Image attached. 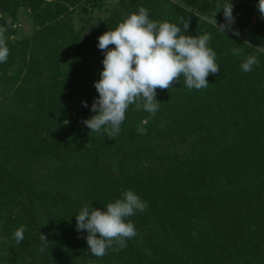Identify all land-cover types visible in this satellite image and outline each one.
Here are the masks:
<instances>
[{"label":"trees","instance_id":"obj_1","mask_svg":"<svg viewBox=\"0 0 264 264\" xmlns=\"http://www.w3.org/2000/svg\"><path fill=\"white\" fill-rule=\"evenodd\" d=\"M80 1L0 0L7 38L19 8L29 10L36 29L30 39H7L9 56L0 64V264H264V53L216 29L212 16L226 0H116L112 14L84 36L56 24ZM230 2L232 16L256 9V0ZM141 6L150 19L177 24L182 35L209 34L219 70L206 77L207 88L189 90L180 77L170 89H156L154 116L130 105L116 135L90 133L81 121L95 113L81 101L90 107L98 95L97 37ZM213 18L225 22L222 10ZM257 30L264 42V19ZM249 55L257 63L243 72ZM167 141L189 154L161 151ZM111 156L118 174L102 169ZM163 162L158 177L150 166ZM131 164L137 169L130 174ZM42 167L54 173L57 188L37 178L46 177L37 175ZM149 182L158 183L154 195L163 207L126 218L136 236L91 256L74 215L87 205L102 210L128 189L143 186L146 194ZM73 186L80 191L67 190ZM21 226L17 243L13 233Z\"/></svg>","mask_w":264,"mask_h":264},{"label":"clouds","instance_id":"obj_2","mask_svg":"<svg viewBox=\"0 0 264 264\" xmlns=\"http://www.w3.org/2000/svg\"><path fill=\"white\" fill-rule=\"evenodd\" d=\"M222 10L224 23L215 26L222 34L224 30L233 31L232 4L230 0L218 5ZM256 9L264 19V0H256ZM188 23L184 22L186 32ZM0 28V64L6 62L9 49L5 43ZM210 35H182L181 28L169 21H157L149 18L148 9L139 7L135 13H130L119 22L114 29L107 30L97 37V49L102 51V70L99 79L93 82V88L98 94L93 98L91 106L81 101V106L89 108L95 113L81 123L90 133L104 131L109 135H116L125 120V113L130 105L136 110H143L154 116L160 103L156 100V89H170V84L183 77L184 85L189 90H200L209 87L206 77L219 70L216 53L209 46ZM109 45L114 47L109 48ZM239 55L238 49L231 50ZM257 63L253 55L246 56L240 63L243 72L252 70ZM141 125H147L144 119ZM140 135L146 133V128L137 127ZM147 202L131 189L123 191L120 198L106 203L101 209H94L90 205L83 206L74 215L75 231L83 230V237L88 252L93 257H101L106 249L115 243L125 247L126 241L136 236L133 223L126 218L136 212H143ZM23 226L16 229L13 236L17 243L24 239ZM45 242V237L41 235ZM46 243V242H45Z\"/></svg>","mask_w":264,"mask_h":264},{"label":"rangeland","instance_id":"obj_3","mask_svg":"<svg viewBox=\"0 0 264 264\" xmlns=\"http://www.w3.org/2000/svg\"><path fill=\"white\" fill-rule=\"evenodd\" d=\"M115 7H116V0H101L96 5L92 4L88 0L87 1L81 0L76 6H74L73 8H69L68 12L64 17L60 18V21H62L63 19L66 20L67 21L66 24L60 22L59 20L56 24H58L59 27L65 26V28L69 26V28L72 29L75 33L81 32V34L84 36L86 34H90V32L93 30V28H95L97 23H100L103 19L109 17L112 14V12L115 10ZM233 17H234V23L231 24V28L233 31L238 32L239 35H233V32L228 31L227 29L224 30V32L238 39L241 43L245 45H249L250 47L264 53V42L259 36L257 30L258 26L262 23V18L260 17L258 10L249 6H245L241 8L240 11ZM214 20H215V26L217 27L221 23H224L219 21L218 19H214ZM56 24L52 25L53 28H56ZM12 25L15 31L14 35L11 38H7L5 33H3V37L5 41L7 39L15 40V41L30 39L34 36L36 31L35 26L32 20L30 19L29 10L26 8H19L16 11ZM161 146H162L161 151L166 153L169 152L170 154H174L177 156H187L189 154V152L185 150V146L178 147L177 145L171 144L170 141L165 142ZM216 152H218L217 147L214 148V151L209 150L210 154ZM53 163H57V161L53 160L52 164ZM150 167L157 170L158 177H163L162 173H164L167 169L165 162H163L162 165H158L157 167L156 166H150ZM103 168H105V170H108V172L111 174H118L120 169L119 162L113 156H111L110 158L107 157V160L104 162V165H102V169ZM141 168H144V165ZM134 169H137V167L131 164L126 167L125 172H130L131 174V172H133ZM40 174L42 175L46 174V177L36 176L37 178L42 180L41 183H43L44 186H46V183H48L49 186L48 188L51 189L55 187L54 183L51 182V178H54L51 177L52 174H54L53 172L51 171L48 172L46 167L45 168L42 167L40 168V170H38L37 175ZM47 179H50V182ZM149 185L152 187L149 191H147L146 194L142 193L143 186L138 190V192L135 193L141 198V200L147 202L146 209L152 208V206L155 204H159V209H160L161 207H163L165 203L161 198L158 199L154 195V194L159 195L158 194L159 185L158 183L155 182L154 183L149 182ZM67 190L70 192L80 191V189H78L76 186L75 187L73 186L72 188H69ZM70 192H66V193L73 194ZM86 195L87 194H85L84 196ZM146 209L144 211H146ZM162 211L164 212V210Z\"/></svg>","mask_w":264,"mask_h":264},{"label":"water","instance_id":"obj_4","mask_svg":"<svg viewBox=\"0 0 264 264\" xmlns=\"http://www.w3.org/2000/svg\"><path fill=\"white\" fill-rule=\"evenodd\" d=\"M128 1V0H127Z\"/></svg>","mask_w":264,"mask_h":264}]
</instances>
